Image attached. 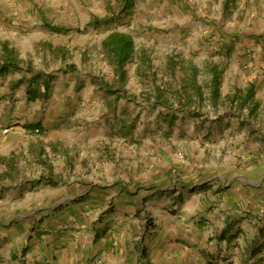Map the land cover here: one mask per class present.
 I'll use <instances>...</instances> for the list:
<instances>
[{
  "label": "rangeland",
  "instance_id": "rangeland-1",
  "mask_svg": "<svg viewBox=\"0 0 264 264\" xmlns=\"http://www.w3.org/2000/svg\"><path fill=\"white\" fill-rule=\"evenodd\" d=\"M112 33L133 41L123 67L104 43ZM9 61L0 264H26L25 240L68 202L71 175L106 191L95 211L115 218L95 237L132 215L138 241L152 205L165 220L190 189L216 184L237 200L241 183L264 187V0H0V67Z\"/></svg>",
  "mask_w": 264,
  "mask_h": 264
},
{
  "label": "crops",
  "instance_id": "crops-1",
  "mask_svg": "<svg viewBox=\"0 0 264 264\" xmlns=\"http://www.w3.org/2000/svg\"><path fill=\"white\" fill-rule=\"evenodd\" d=\"M84 184L78 176L71 175L65 191L70 195L64 198L68 202L44 215L36 229L42 233L34 244L25 240L29 246L23 257L26 264H136L138 259L141 262L150 261L151 264L264 262V187L253 190L252 195L243 189L245 184L241 183V191H236L239 197L234 200L233 189L221 191L216 184L202 185L190 189L184 202L178 203L179 210L173 215L164 216L165 220L157 211L161 207L152 205L149 213L154 217V227L145 230L147 236L142 237L145 239L143 244V239L138 241L136 237L138 219L132 215L120 221L123 226L118 227V232L108 230L106 235L94 236L96 231L101 232V228L105 230L110 227L115 216L107 214L99 221V213L95 209L104 205L102 195L106 191L94 188L84 190ZM179 192L175 190L173 195ZM74 193H82L83 196L87 193L88 196L74 201ZM42 194V191L37 193ZM30 200L31 197L26 195L24 201L28 205L32 203ZM156 201H152V204ZM144 216L148 215L142 211L143 221L146 220ZM186 216L195 217V222L186 224ZM29 223L25 219L18 231L23 227L29 235ZM17 235L21 240L22 232ZM186 244L191 245L195 262L191 261ZM137 249H140L139 253ZM246 250L249 255L244 254Z\"/></svg>",
  "mask_w": 264,
  "mask_h": 264
},
{
  "label": "trees",
  "instance_id": "trees-1",
  "mask_svg": "<svg viewBox=\"0 0 264 264\" xmlns=\"http://www.w3.org/2000/svg\"><path fill=\"white\" fill-rule=\"evenodd\" d=\"M104 43L116 57L119 66L123 67L134 47L132 39L122 33H112L108 36ZM12 66L16 67L17 65L11 61L3 64L0 67V73L6 72ZM39 76V74L34 75L35 80ZM250 95H252V93H250Z\"/></svg>",
  "mask_w": 264,
  "mask_h": 264
},
{
  "label": "built area",
  "instance_id": "built-area-1",
  "mask_svg": "<svg viewBox=\"0 0 264 264\" xmlns=\"http://www.w3.org/2000/svg\"><path fill=\"white\" fill-rule=\"evenodd\" d=\"M35 133L39 132V128L33 130Z\"/></svg>",
  "mask_w": 264,
  "mask_h": 264
}]
</instances>
